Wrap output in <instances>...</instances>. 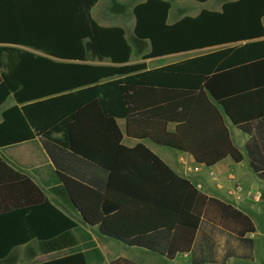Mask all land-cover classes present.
<instances>
[{
	"label": "trees",
	"instance_id": "1",
	"mask_svg": "<svg viewBox=\"0 0 264 264\" xmlns=\"http://www.w3.org/2000/svg\"><path fill=\"white\" fill-rule=\"evenodd\" d=\"M96 2L0 0V105L14 101L1 113L0 147L39 137L62 174L51 192L100 234L125 245L168 259L191 251L194 262H204L193 245L211 213L250 242L243 239L254 230L246 215L197 191L143 144L123 145L117 119L125 120L129 137L212 166L226 156L242 160L226 114L249 135V166L264 180V0L227 1L220 11L203 9L172 24L168 0L138 2L133 33L149 41L144 59L221 46L151 69L126 64L132 47L125 30L99 25L91 15ZM85 40L99 60L112 64L88 63ZM0 179V202L6 203L0 205V259L14 246L29 248L33 239L42 253L78 244V221L1 158ZM36 264L88 260L80 249ZM111 264L134 263L119 257Z\"/></svg>",
	"mask_w": 264,
	"mask_h": 264
},
{
	"label": "crops",
	"instance_id": "2",
	"mask_svg": "<svg viewBox=\"0 0 264 264\" xmlns=\"http://www.w3.org/2000/svg\"><path fill=\"white\" fill-rule=\"evenodd\" d=\"M140 1L143 0H97L96 4L91 8V15L99 25L103 27H121L125 30L126 38L128 42L130 41L129 44L132 43L133 46L130 45L132 51L135 52V55L132 54L133 52L131 53L126 64L144 63L146 69H151L200 56L221 47L212 46L144 59L143 55L150 49L149 41L144 40L146 44L143 45L140 43L142 40L138 39L133 33L135 26L133 7ZM168 1L170 2V8L167 15V23L172 24L185 15L196 16L203 9L220 11L223 3L232 0ZM185 3L189 7L185 6ZM262 23L264 26V17L262 18ZM261 39H264V36ZM182 53L190 54L183 56ZM86 56L87 62L90 64H112L108 58L99 60L92 48L90 55L87 54ZM263 80L264 57H260V83ZM9 98H11L10 101L4 105ZM9 98L0 105V121L2 111L14 104L12 97ZM117 124L123 133L121 141L123 145L132 148L137 144H143L178 176L192 184L197 191L230 204L235 209L241 211L250 219L254 230L246 232L243 236V239H249L250 242L240 240L236 237L234 233L235 228L232 224L224 226L219 221V218L211 213L203 216L193 245L195 257L197 259L206 258L204 262H194L191 251L178 253L174 258L168 259L157 252L143 247L129 246L131 248L125 249L115 242L102 240L109 247L108 249L103 246L101 247L97 242L94 249L97 255L95 264H111L113 260L119 257L128 259L134 264H264V180L258 178L249 166L248 155L245 149L249 135L246 132L237 128L225 114V124L230 138L242 153V160L236 162L230 156H226L214 165L206 166L196 162L189 153L177 150L179 154L169 157L167 155L168 152L160 149L159 146L161 145L155 144L149 139L139 140L127 136L125 134V120L123 118H118ZM174 127V123L168 124V129L173 130ZM157 153H161L160 155L166 160ZM0 158L14 170L27 175L54 205L77 220L78 223L80 221L87 227L97 230L95 226L86 221L76 207L75 212L72 211L62 204L59 198L51 192V187L62 184V174L53 166L39 137L0 147ZM160 188H162L161 184ZM1 204L6 203L0 202ZM73 231L78 239V244L75 246L42 253L37 250V240L33 239L29 243V248L26 244L14 246L4 258L0 259V264H36L80 249L86 253L88 264H90L87 248L82 245L84 242L83 238L89 231L84 229V232H81V234L77 232V229ZM112 253L114 256H109Z\"/></svg>",
	"mask_w": 264,
	"mask_h": 264
},
{
	"label": "rangeland",
	"instance_id": "3",
	"mask_svg": "<svg viewBox=\"0 0 264 264\" xmlns=\"http://www.w3.org/2000/svg\"><path fill=\"white\" fill-rule=\"evenodd\" d=\"M185 6H187V7H189V5L187 4V3H185L184 4ZM137 40V39H136ZM137 41H139V40H137ZM130 42V41H129ZM141 44H146L145 42H144V40H142V42H140ZM131 45H132V43H130ZM133 46V45H132ZM85 47H86V52H87V54L88 55H90V51H91V45H90V42L88 41V40H85ZM134 50V49H133ZM133 53V55H135V52L134 51H132ZM183 54V56H185V55H188V54H190V53H182ZM182 56V57H183ZM10 99L11 98H9L6 102H5V104L4 105H6L9 101H10ZM160 147V149L161 150H164V151H166V152H168L167 153V155L169 156V157H171V156H173V155H177V154H179V152L177 151V150H174V149H171V148H167V147H164V146H159ZM155 152V151H154ZM159 156H161L162 157V155H160L159 153H157ZM164 160H166L164 157H162ZM81 196H82V194H80ZM84 229L85 230H88L89 231V233H87L86 235H85V237L83 238V246H86V248H87V251H88V257H89V263L90 264H95L96 263V252H95V247H96V245H97V242L101 245V247L103 246V247H105L106 249H108V247H109V245H107L106 243H103V241L102 240H106V241H112V242H115L116 244H118V245H120L121 246V248H131V247H129V246H126V245H124V244H122V243H120V242H118L117 240H114V239H112V238H108V237H105V236H103V235H101V234H99L98 233V231L95 229V228H90V227H87L86 225H84L83 223H81L80 221H79V227L77 228V232L79 233V234H81V232L83 233L84 232ZM112 249H114V248H112ZM109 256H114V254L112 253V254H110Z\"/></svg>",
	"mask_w": 264,
	"mask_h": 264
},
{
	"label": "water",
	"instance_id": "4",
	"mask_svg": "<svg viewBox=\"0 0 264 264\" xmlns=\"http://www.w3.org/2000/svg\"><path fill=\"white\" fill-rule=\"evenodd\" d=\"M231 120V119H230Z\"/></svg>",
	"mask_w": 264,
	"mask_h": 264
}]
</instances>
